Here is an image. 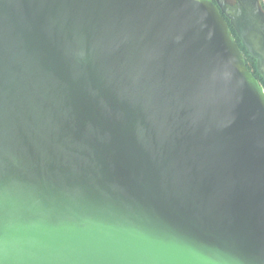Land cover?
Returning <instances> with one entry per match:
<instances>
[{
    "label": "water",
    "instance_id": "water-1",
    "mask_svg": "<svg viewBox=\"0 0 264 264\" xmlns=\"http://www.w3.org/2000/svg\"><path fill=\"white\" fill-rule=\"evenodd\" d=\"M0 0V264H264L260 0Z\"/></svg>",
    "mask_w": 264,
    "mask_h": 264
},
{
    "label": "trees",
    "instance_id": "trees-1",
    "mask_svg": "<svg viewBox=\"0 0 264 264\" xmlns=\"http://www.w3.org/2000/svg\"><path fill=\"white\" fill-rule=\"evenodd\" d=\"M264 9V7H263ZM239 45L242 49V51L245 53V58H246V61H247V65H248V68L250 69V71L255 75V77L259 80V82L261 83V85L264 86V81L262 80V78L259 76L257 70H256V61L254 59H252L247 53H246V50L245 48H243L239 42Z\"/></svg>",
    "mask_w": 264,
    "mask_h": 264
},
{
    "label": "flooded vegetation",
    "instance_id": "flooded-vegetation-1",
    "mask_svg": "<svg viewBox=\"0 0 264 264\" xmlns=\"http://www.w3.org/2000/svg\"><path fill=\"white\" fill-rule=\"evenodd\" d=\"M227 3L229 5H235L237 3V1L236 0H227Z\"/></svg>",
    "mask_w": 264,
    "mask_h": 264
},
{
    "label": "rangeland",
    "instance_id": "rangeland-1",
    "mask_svg": "<svg viewBox=\"0 0 264 264\" xmlns=\"http://www.w3.org/2000/svg\"><path fill=\"white\" fill-rule=\"evenodd\" d=\"M261 1V3H262V6L264 7V0H260Z\"/></svg>",
    "mask_w": 264,
    "mask_h": 264
}]
</instances>
